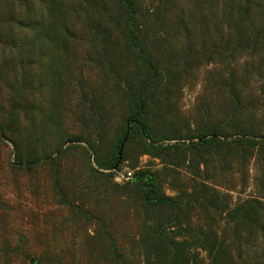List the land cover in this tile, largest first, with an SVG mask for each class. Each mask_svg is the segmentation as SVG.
<instances>
[{
	"label": "rangeland",
	"instance_id": "1",
	"mask_svg": "<svg viewBox=\"0 0 264 264\" xmlns=\"http://www.w3.org/2000/svg\"><path fill=\"white\" fill-rule=\"evenodd\" d=\"M0 264H264V0H0Z\"/></svg>",
	"mask_w": 264,
	"mask_h": 264
},
{
	"label": "water",
	"instance_id": "2",
	"mask_svg": "<svg viewBox=\"0 0 264 264\" xmlns=\"http://www.w3.org/2000/svg\"><path fill=\"white\" fill-rule=\"evenodd\" d=\"M140 177L146 178L147 182H150V179H149V177L147 175H145V176H138V178H140Z\"/></svg>",
	"mask_w": 264,
	"mask_h": 264
},
{
	"label": "built area",
	"instance_id": "3",
	"mask_svg": "<svg viewBox=\"0 0 264 264\" xmlns=\"http://www.w3.org/2000/svg\"><path fill=\"white\" fill-rule=\"evenodd\" d=\"M132 176H133L132 174H129L128 178H132Z\"/></svg>",
	"mask_w": 264,
	"mask_h": 264
}]
</instances>
